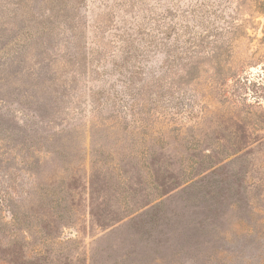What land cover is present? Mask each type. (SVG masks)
I'll return each mask as SVG.
<instances>
[{
  "label": "rangeland",
  "instance_id": "374dc122",
  "mask_svg": "<svg viewBox=\"0 0 264 264\" xmlns=\"http://www.w3.org/2000/svg\"><path fill=\"white\" fill-rule=\"evenodd\" d=\"M0 264H264V0H0Z\"/></svg>",
  "mask_w": 264,
  "mask_h": 264
}]
</instances>
